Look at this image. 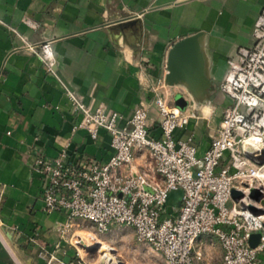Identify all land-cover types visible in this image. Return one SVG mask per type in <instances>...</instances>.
Returning a JSON list of instances; mask_svg holds the SVG:
<instances>
[{"label":"crops","instance_id":"crops-1","mask_svg":"<svg viewBox=\"0 0 264 264\" xmlns=\"http://www.w3.org/2000/svg\"><path fill=\"white\" fill-rule=\"evenodd\" d=\"M263 6L264 0H0V227L7 235L16 232L19 238L34 241V251L54 253V264H82L83 256L70 238L61 239L57 232L67 221L66 214L43 210L44 179L33 165L39 155L56 156L69 139L75 159L104 163L113 148L106 130L97 140L83 129L75 130L78 118L65 87L92 106L118 111L121 124L144 103L150 110L151 132L158 136L159 114L150 87L165 79L173 44L203 31L213 86L210 102L225 111L233 104L222 90L228 61L237 58L239 47L255 44V23ZM22 37L36 44L52 42L54 72L24 48ZM183 89L176 85L170 90L177 94ZM209 117L210 112L200 115L178 130L177 137L194 133L201 150L206 149L217 131L205 133L211 127ZM147 163L148 154L139 155L135 169ZM82 225L95 229L89 221L75 219L71 232L82 233L85 230L78 228ZM119 226L125 225L111 229ZM93 235L100 240L97 235L105 233L96 230ZM82 236L101 253V242ZM0 239L13 254L1 232ZM135 242L134 256L143 264H167L162 253L137 237ZM195 250L203 252L202 264H219L224 254L220 241L209 234L200 237ZM260 259L264 264V253ZM28 263L46 261L38 254ZM96 264H105V258Z\"/></svg>","mask_w":264,"mask_h":264},{"label":"built area","instance_id":"built-area-1","mask_svg":"<svg viewBox=\"0 0 264 264\" xmlns=\"http://www.w3.org/2000/svg\"><path fill=\"white\" fill-rule=\"evenodd\" d=\"M254 38L253 46L239 47L237 58L228 61L222 90L233 104L224 111L204 150L194 133L177 137L178 130L200 115L186 89L181 93L193 108L175 104L173 86L165 79L150 87L159 114L158 136L151 132L150 110L144 103L121 124L123 116L118 111L92 106L65 87L71 111L78 118L75 130L87 131L94 140L106 130L113 154L104 163L95 158L75 159L69 139L56 156H37L33 170L44 179L43 210L67 216L57 227L61 239L70 238L80 254L83 237L71 232L75 219L89 221L100 233L110 231L112 225H125L135 229L139 241L162 253L167 264H202L203 252L195 246L202 235L209 234L224 249L219 264H261L264 213H255L247 204L264 211V6ZM22 39L24 48L35 52L45 68L54 72L52 42ZM144 153L150 163L135 169L136 158ZM179 189L184 192L181 205H167L169 194ZM234 189L246 196L236 200ZM254 189L262 190L260 199L252 196ZM255 233L261 236L252 246ZM39 256L46 264L57 260L54 253L47 255L44 250Z\"/></svg>","mask_w":264,"mask_h":264},{"label":"water","instance_id":"water-1","mask_svg":"<svg viewBox=\"0 0 264 264\" xmlns=\"http://www.w3.org/2000/svg\"><path fill=\"white\" fill-rule=\"evenodd\" d=\"M204 39L205 33L199 31L176 41L170 48L167 58L165 83L169 86H183L196 104L197 102L207 100L210 97V92L213 90L208 71L207 55L204 49ZM174 101L181 109H185L189 105L188 99L181 92L175 95ZM183 194L182 189L170 193L167 205L179 207ZM232 195L236 200L246 196L243 191L238 189H234ZM252 196L260 199L263 196V192L262 190L254 189ZM247 206L257 214L264 213L263 210L252 204H247ZM260 236V233L253 234L250 244L256 246ZM82 239H80L79 245L88 252H95L100 249L98 245H89L88 243H84ZM4 251L5 247L0 239V264H9L3 257Z\"/></svg>","mask_w":264,"mask_h":264},{"label":"rangeland","instance_id":"rangeland-1","mask_svg":"<svg viewBox=\"0 0 264 264\" xmlns=\"http://www.w3.org/2000/svg\"><path fill=\"white\" fill-rule=\"evenodd\" d=\"M175 95L173 96V100ZM210 101L211 100L209 97L207 98V100L197 102L196 104L197 110L199 111V115H207L210 112L208 122L211 123V127L209 126L208 128L206 127V129H204L207 135L212 129L218 128L219 122L222 119L224 113L223 107L216 104L214 101ZM206 106L208 107L206 108ZM189 108H193L191 104L189 105ZM204 110L205 114L203 112ZM213 110L215 112L212 113L211 111ZM78 228L85 230L82 233L77 232V235H79L80 237H83L82 235H89L98 240L93 235L96 232L94 228L83 225ZM133 230L135 229L125 226H119L114 227L113 229H111V231L105 233V235H97V237L100 239L98 241L102 243L100 244L101 250L102 248L109 250L111 259L116 261L117 264H124V262L125 264H141L142 262L134 256V249L137 247L135 242V238L137 237V235L134 234L135 231ZM0 232L3 234L10 249L13 251L12 254L7 248H5V251L3 253V257L9 262V264H29V260L32 262L36 260L39 251H34V248L36 246V243L34 241H28L26 239L19 238L18 233L16 232H12L11 236L7 235L5 229H3L2 227H0ZM88 238L89 237L86 236L85 243L91 245L93 241H89ZM81 254L84 259L81 260L83 264H96L99 261L100 257L103 256L101 253H99V249L95 252H88L87 250L81 249Z\"/></svg>","mask_w":264,"mask_h":264},{"label":"bare ground","instance_id":"bare-ground-1","mask_svg":"<svg viewBox=\"0 0 264 264\" xmlns=\"http://www.w3.org/2000/svg\"><path fill=\"white\" fill-rule=\"evenodd\" d=\"M3 243V242H2ZM4 245V244H3ZM5 247V246H4ZM6 248V247H5ZM109 250L103 249L101 250V254L103 255V258H105V264H117L116 261L111 259V255L109 254ZM116 262V263H115Z\"/></svg>","mask_w":264,"mask_h":264}]
</instances>
